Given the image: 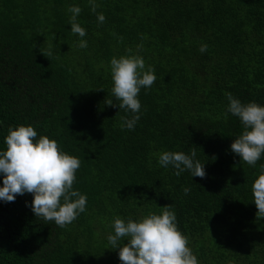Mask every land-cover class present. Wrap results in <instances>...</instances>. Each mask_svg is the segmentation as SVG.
<instances>
[{
    "label": "trees",
    "instance_id": "16d2710c",
    "mask_svg": "<svg viewBox=\"0 0 264 264\" xmlns=\"http://www.w3.org/2000/svg\"><path fill=\"white\" fill-rule=\"evenodd\" d=\"M73 5L83 38L70 28ZM96 5L0 0V149L10 126L31 124L80 158L73 187L87 196L86 210L63 228L34 216L31 193L0 202V264H121L106 239L113 218L165 206L199 264H264V218L251 190L264 155L253 166L231 152L243 128L226 114L225 95L264 104V0ZM129 50L156 76L138 94L132 130L121 119L132 114L106 104L120 102L110 60ZM193 149L204 178L158 164L162 151Z\"/></svg>",
    "mask_w": 264,
    "mask_h": 264
},
{
    "label": "clouds",
    "instance_id": "9594fccd",
    "mask_svg": "<svg viewBox=\"0 0 264 264\" xmlns=\"http://www.w3.org/2000/svg\"><path fill=\"white\" fill-rule=\"evenodd\" d=\"M91 10H96V0H88ZM72 33L83 38L86 30L77 22L81 8H69ZM105 16L97 13V21L103 23ZM78 46L87 47L81 39ZM201 45L200 51H206ZM112 57L110 71L111 92L119 100L106 104L123 109L132 115L123 116V127L134 129L140 119L141 104L138 94L141 88H149L156 80L154 69L137 54ZM227 113L239 118L242 132L232 139L230 150L249 165L264 155V104L255 101L243 103L231 93H226ZM4 148L0 149V202H12L16 195L31 193L30 205L34 216L52 220L61 228L71 224L86 210L87 196L73 187L80 158L64 151L59 142L48 135L38 136L31 124L10 126L4 136ZM158 164L171 166L179 176L185 170L191 176L204 178V164L196 159V151H162ZM256 216L264 218V165L252 184ZM187 191V189H185ZM112 232L107 234L109 249H116L121 264H199L197 256L189 246V238L178 228L175 212L170 206L159 213L149 212L139 217L116 216ZM126 241V242H125Z\"/></svg>",
    "mask_w": 264,
    "mask_h": 264
}]
</instances>
